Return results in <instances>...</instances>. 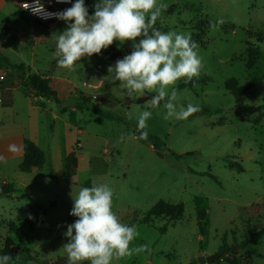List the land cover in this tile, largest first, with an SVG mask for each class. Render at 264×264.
Here are the masks:
<instances>
[{"label": "rangeland", "instance_id": "rangeland-1", "mask_svg": "<svg viewBox=\"0 0 264 264\" xmlns=\"http://www.w3.org/2000/svg\"><path fill=\"white\" fill-rule=\"evenodd\" d=\"M96 2L85 0L89 16ZM157 3L167 5L156 22L159 30L190 33L203 64L194 83L181 78L169 86V95L175 88L177 111L191 103L199 105L203 115L165 120L167 97L158 108H150L145 103L156 93L136 94V99L122 96L120 82L111 83L107 71L117 60H80L71 71L57 67L56 39L68 22L43 23L16 1L0 0V36L5 27L10 30L0 41V76L6 75L5 86L21 79L19 90L4 95L10 110L0 114V139L23 133L46 155L45 166L30 174L19 170L23 160L0 161V184L16 191L0 197V253L7 238L17 251L9 264L67 261L64 233L78 219L70 215L71 193L75 196L82 187L102 183L114 192L113 211L121 222L136 226L138 236L130 248L146 246L112 264H198L201 253L218 254L224 245L235 249L225 255L234 264H252V259L253 264H264V234L259 246L243 248L249 227L254 233L264 229V0ZM219 19L225 22L211 29L207 22ZM249 45L259 55L252 69L247 68ZM118 48L122 59L133 50L132 42ZM28 73L53 77L57 97H37L25 79ZM257 78L262 82L249 87ZM231 79L243 92L240 102L226 89ZM2 93L0 88V97ZM144 110L152 112L146 122L152 140L141 139L138 131ZM68 147L75 148L77 159L72 178L64 159ZM160 201L182 204L183 220L173 224L154 219L151 227L139 224ZM202 211L204 235L198 225ZM161 228H166L165 234Z\"/></svg>", "mask_w": 264, "mask_h": 264}, {"label": "clouds", "instance_id": "clouds-1", "mask_svg": "<svg viewBox=\"0 0 264 264\" xmlns=\"http://www.w3.org/2000/svg\"><path fill=\"white\" fill-rule=\"evenodd\" d=\"M57 2L67 3L69 0ZM20 7L44 19L55 17L68 22L56 39L57 67L71 71L83 57L100 54L114 41L120 42L118 47L131 41V53L107 69L111 74L109 81L113 84L120 82L121 95L136 99L146 93H156L145 103L150 108L158 107L167 97L165 120L172 117L187 120L201 111L199 105L191 103L177 111L175 88L169 95V86L181 78H186L187 82L199 77L203 64L196 51L199 45L192 40L190 33H165L155 27L167 5L158 4L157 0H97L91 16L85 0H76L71 7L55 13L47 12L41 0L22 3ZM224 22L223 19L209 21V26L215 30ZM137 38H140L138 42ZM151 116V111L144 110L138 117L141 139L148 138L146 122ZM124 138L122 133L120 139ZM8 150L15 153L19 149L11 144ZM0 161H4L3 156ZM113 195L112 188L106 183L82 187L75 196L71 193L73 208L70 215L78 219L68 225L64 233L68 238V243L62 247L67 264H112L114 259L145 251L144 245L130 248L138 231L135 225L122 223L113 211ZM11 259L8 254L0 255V264H9Z\"/></svg>", "mask_w": 264, "mask_h": 264}, {"label": "trees", "instance_id": "trees-1", "mask_svg": "<svg viewBox=\"0 0 264 264\" xmlns=\"http://www.w3.org/2000/svg\"><path fill=\"white\" fill-rule=\"evenodd\" d=\"M209 23V22H207ZM155 27L157 29L158 25L155 24ZM8 29H4L2 31V34L0 36V41H3L6 38ZM140 38H137L139 40ZM248 63L247 68L252 69L256 65L257 58L259 57L258 54L253 53L251 51V45L248 47ZM120 50L116 43L114 42L111 46H109L107 49H103L100 54H94L91 57H83L81 59L82 62H87L91 58H98V57H104L108 59L109 61H116L120 58ZM13 68H16L18 70H22V66H14ZM263 78H257L253 79L250 82L249 87H253L256 84L262 82ZM193 83L196 81L194 78L191 80ZM29 86L32 92L36 96L40 97H48V98H56L57 94L52 89L51 86V80L48 78H45L43 76H40L38 74H33L29 76L28 78ZM193 88L194 86L191 85ZM226 89L229 91L236 99L237 102H240L243 97V92L238 86V82L235 79H231L226 83ZM87 100H90L89 98ZM164 101H161L163 103ZM160 103V104H161ZM159 107V106H158ZM156 107V108H158ZM97 112L100 114H103L104 117L109 118L107 114H104L97 110ZM204 113L202 111L196 112L193 115H191L189 118L203 115ZM141 134L142 130H139ZM153 138L148 135V138L145 140H152ZM79 144V143H78ZM46 164V157L45 153L32 141L28 139H24L23 142V161L19 166V170L22 173L30 174L34 170H40L42 169ZM77 171V159L75 154V148H73L71 154L68 156L66 160V172L68 178H72L76 176ZM15 189L9 185V184H0V197H11L15 193ZM184 217V206L182 204L179 205H171L169 203L160 201L158 202L149 212H147L144 216V218L139 219L138 223L141 225H146L148 227H151L153 225L154 219H160V218H166L169 220L170 223H177L179 221H182ZM206 214L204 211L200 212L198 216V225L200 229V233L204 235V224L202 222L205 220ZM13 224H10L11 231L13 230ZM160 233L165 234L166 228L159 229ZM264 234V229L260 230L259 232L254 233L253 230L249 227L248 228V237L249 241L248 243L244 244V249H247L249 245L253 246H259L261 244V236ZM15 245L11 242L9 238L6 240L5 249L3 248L0 255L8 254L12 257L11 261L14 260L17 257V251L14 250ZM220 260L214 262L213 264H217L222 261H227L228 264H234L233 261H229L227 258L224 259L225 255L231 254V247L224 245L219 253ZM250 259H252V256H249V251L247 255ZM249 259V260H250Z\"/></svg>", "mask_w": 264, "mask_h": 264}, {"label": "crops", "instance_id": "crops-1", "mask_svg": "<svg viewBox=\"0 0 264 264\" xmlns=\"http://www.w3.org/2000/svg\"><path fill=\"white\" fill-rule=\"evenodd\" d=\"M5 28L8 29L7 27H5ZM9 32H10V30H9ZM29 76H31L29 73L25 75V79L27 81H28ZM45 78H48V79L51 80V86H52V89H53L54 78L51 77V76H45ZM20 82H21V79L19 77L17 79H15L14 81H12L11 85L9 84L8 86H5L4 85L5 81L4 82H0V88L3 90V93H4V94L2 93L3 94V97H0V114H1V116H4L6 114L8 115L9 114V110H10V107H9L10 105L8 104V101L5 100V98H7V95H5L6 92H9V91L12 92V91L19 90V88L21 86V83ZM93 88H96V87H93ZM74 94H75V89H74ZM4 95H5V98H4ZM83 96H84V98L86 100L88 98L89 99L92 98V97L90 98V96H87V95H83ZM43 98H47L49 100L48 97H42V99ZM77 109L78 108H75V109H72V110L73 111H76ZM56 119H59V118L57 117ZM0 122H1V118H0ZM13 132H16V131H13ZM24 139H27L26 136H25V134L18 133V132H16L15 135H11V136L9 135L5 139L4 138H1L0 139V152L3 154V157H5V158H17V159H19V161H22L23 160V142H24ZM28 140L34 142L40 148V146L38 145V143H37L36 140H34V139H28ZM11 144L17 145V147H18L19 150L17 152H15V153L10 152L8 150V148H9V145H11ZM72 150H73V148L71 149L70 147H68L67 149H65V152H64V159H65V161L67 160L68 156L71 154ZM45 157H46V155H45ZM3 184H7V183L4 182ZM224 259H226V256L224 257ZM250 262L253 264V259Z\"/></svg>", "mask_w": 264, "mask_h": 264}, {"label": "built area", "instance_id": "built-area-1", "mask_svg": "<svg viewBox=\"0 0 264 264\" xmlns=\"http://www.w3.org/2000/svg\"><path fill=\"white\" fill-rule=\"evenodd\" d=\"M14 1H16L19 5H21L22 3L31 4L33 2V0H14ZM74 2H76V0H69V2L67 3H60V2H57V0H41V3L44 5L46 11L51 12V13L63 11L69 8ZM21 9L27 14H29L30 16H32L33 18H35L36 20L41 21L43 23L49 24V23H56L59 21L55 17L44 19V18H41L40 16L33 15L30 11H26L23 8ZM5 79H6V75L0 76V82H4Z\"/></svg>", "mask_w": 264, "mask_h": 264}, {"label": "water", "instance_id": "water-1", "mask_svg": "<svg viewBox=\"0 0 264 264\" xmlns=\"http://www.w3.org/2000/svg\"><path fill=\"white\" fill-rule=\"evenodd\" d=\"M235 251V249H232L231 252L233 253ZM220 260V255L219 254H215L212 256H207V255H203L201 253L199 259H198V264H213L214 262ZM54 264H67L66 260L60 259L58 260L56 263Z\"/></svg>", "mask_w": 264, "mask_h": 264}]
</instances>
